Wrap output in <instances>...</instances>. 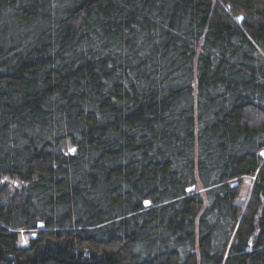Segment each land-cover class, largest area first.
<instances>
[{
	"label": "trees",
	"instance_id": "1",
	"mask_svg": "<svg viewBox=\"0 0 264 264\" xmlns=\"http://www.w3.org/2000/svg\"><path fill=\"white\" fill-rule=\"evenodd\" d=\"M262 150L264 0H0V264H264Z\"/></svg>",
	"mask_w": 264,
	"mask_h": 264
},
{
	"label": "rangeland",
	"instance_id": "2",
	"mask_svg": "<svg viewBox=\"0 0 264 264\" xmlns=\"http://www.w3.org/2000/svg\"><path fill=\"white\" fill-rule=\"evenodd\" d=\"M62 147L67 148L69 147V145L67 143H64ZM233 182L239 183V189H238V195L236 201L241 206H244L250 195V191L253 183V177L246 176L240 178L239 180H234ZM13 184H15L16 186H20L19 181H14ZM200 192L202 193V195L204 194L203 190H201ZM32 233H35L37 235V230L19 231L18 245L21 247L27 246L30 242V235Z\"/></svg>",
	"mask_w": 264,
	"mask_h": 264
},
{
	"label": "water",
	"instance_id": "3",
	"mask_svg": "<svg viewBox=\"0 0 264 264\" xmlns=\"http://www.w3.org/2000/svg\"><path fill=\"white\" fill-rule=\"evenodd\" d=\"M241 20H242V16H239V21H241ZM260 156L264 158V150H262V151L260 152ZM237 185H238V182H233V183L231 184V187L233 188V187H236ZM190 190H191V187L187 189V191H190ZM143 205H144L145 207L149 206V205H150V201H149V200H145V201L143 202ZM42 225H43V223H38L37 226H38V228H40V227H42ZM35 237H36V234H35V233H32V234L30 235V239H34Z\"/></svg>",
	"mask_w": 264,
	"mask_h": 264
}]
</instances>
